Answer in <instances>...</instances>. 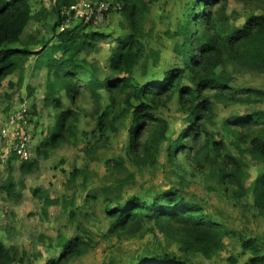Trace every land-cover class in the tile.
Here are the masks:
<instances>
[{
	"label": "trees",
	"instance_id": "trees-1",
	"mask_svg": "<svg viewBox=\"0 0 264 264\" xmlns=\"http://www.w3.org/2000/svg\"><path fill=\"white\" fill-rule=\"evenodd\" d=\"M79 1L53 0L52 12L56 21L52 26V35L58 43L50 46L51 41L42 38L38 42L41 47L37 49L18 46L22 44L29 23L33 19L40 20L47 11L42 9L41 13L33 15L30 0H0V84L20 70L21 61L26 62L31 57H35L34 67L37 70H47L44 105L52 107L56 115L50 133L36 147L37 158H48L54 151L75 140L77 113L73 109H65L58 95L62 92L73 102L77 94L76 84L83 83L95 99L99 98V91L109 93L111 106L97 119L101 137H108L105 133L108 128L117 131L114 124L131 115L126 153L137 167H154L162 144L169 138L168 122L154 111L177 98L180 109L188 117L185 118L186 127L178 137L167 142V164L181 169L178 157L187 155L192 170L204 169L207 180L216 181L217 186L209 189L223 193L238 204L252 196V209L264 218V107H258L264 106V89L233 87L239 74H264V15L253 14L243 27H230L225 15L228 0H195L189 3L182 22L173 32H168L175 40L173 52L179 60L178 64L150 80H147L151 76L149 71L143 67V77L147 78L140 82L136 70L146 56L145 43L153 32L145 26V0H117L122 5L120 12L126 16L130 33L117 39V45L107 60L111 73L105 74L104 78L99 77L94 63L79 58L84 50L94 49V43L102 35L95 32L84 34L83 26H74L56 34L64 22L61 12ZM58 54L61 55L56 57ZM19 77L22 79L21 75ZM184 80H188L190 85L184 84ZM10 87L15 86L10 83ZM28 90L22 102L34 96L35 90L30 85ZM213 99L246 108L244 113L232 114L224 121L217 132L220 140H216V133L209 131L207 124L214 121ZM36 109V104L30 105L29 121L34 122ZM113 116L112 125L108 126ZM227 138H232L236 152L229 151L224 144ZM189 140L191 142L188 143ZM248 159L262 166V172L250 185H247ZM16 160L17 157L10 158L7 167L13 166ZM37 164L36 160L23 161L19 170L30 174ZM109 164L118 173L122 171L121 174L129 175L123 159L111 160ZM80 174L83 172L79 169L70 172V182H75ZM123 185L124 180L118 181L120 190ZM2 189L10 200L14 191L12 182H7ZM115 191L119 189L116 187ZM93 196L96 198V195ZM44 199V206L61 201L47 196ZM64 204L66 209L74 206V198L69 203L64 200ZM106 216L112 221L110 235L130 239L141 237L144 226L153 224L168 242L175 244L186 256L201 255L212 259L224 248V239L234 237L201 206L186 201L175 188L161 190L149 201L132 196L124 203L109 205ZM69 217L72 222L77 221L72 210ZM57 247L62 248L60 256L49 259L45 264H71L93 249V240L82 235H60ZM242 247L245 254L250 255L243 264H264V254L254 240L244 241ZM25 257V251L0 242V264H25ZM138 264L190 263L164 253L142 256Z\"/></svg>",
	"mask_w": 264,
	"mask_h": 264
},
{
	"label": "rangeland",
	"instance_id": "rangeland-1",
	"mask_svg": "<svg viewBox=\"0 0 264 264\" xmlns=\"http://www.w3.org/2000/svg\"><path fill=\"white\" fill-rule=\"evenodd\" d=\"M194 1L145 0V26L153 32L152 37L145 43L146 56L136 70V77L140 82L147 78L143 77V67L149 71L151 76L147 80H150L178 64L179 60L173 52L175 40L171 39L168 32H173L182 22L184 10ZM31 4L34 14L42 9H45L47 14L40 20L33 19L22 37V44L18 47L32 46L40 49L38 42L42 38L51 41L50 46L56 45L58 40L52 35V26L56 21L52 12L53 0H31ZM225 6V15L230 27H243L247 18L253 14L264 15V0H228ZM74 25L82 26V22L77 20ZM91 32L103 37L94 43V49L84 50L79 58L94 63L98 68L99 77L104 78L105 74L111 73L107 60L117 45V39L129 34L130 27L126 16L119 11L112 12L96 26L83 28L84 34ZM34 64L35 57L26 62L21 61L20 70L0 84V119L22 103L21 99L27 97L30 85L35 90L34 96L25 98L24 103L26 109H29L31 104H36L37 107V115L34 122L30 121L29 130L34 133L33 146H38L53 128L56 111L44 105L47 70H37ZM10 83L15 87L11 88ZM184 84L190 85V82L184 80ZM84 86L83 83L76 84L77 94L73 102L62 92L58 95L62 98L65 109H73L72 111L77 113V131L73 143L64 145L48 158H37L36 149H33L31 161L36 160L38 164L30 174H23L19 170V162L10 167L0 165L1 243L25 251V264H45L49 259L59 257L62 250L57 247L60 235H82L93 240V249L71 264H138L142 256L164 253L178 257L179 260H187L190 264H243L250 258L242 247V243L247 240H254L264 254V218L252 209V196L238 204L223 193L209 189L217 186L216 181L207 180L204 169L192 170L187 155L181 154L178 157V163L182 164L181 169L167 164V142L178 137L186 127L185 118L188 117V114L180 109L177 98L167 106L162 105L158 110L155 109L154 112L169 124V138L161 146L157 164L154 167L139 168L131 163L129 154L126 153L132 116L129 115L114 124L117 131L108 128L105 131L108 137H101L97 119L104 111L109 110L110 96L106 91H99V98L95 99ZM233 87L264 89V74H239L234 79ZM213 104L214 121L207 124L209 131L216 133V140H220L221 136L217 135V132L224 121L232 114L244 113L246 108L219 100H214ZM113 118L114 116L108 121V126L112 125ZM232 143V138L224 139L229 151L236 152ZM120 158L125 161L129 175L121 174L122 171L118 173L115 167L109 164V161ZM246 164V172L249 174L247 185H250L262 172V166L250 159ZM74 169L81 170L83 174H80L75 182H70L69 173ZM121 180H124V185L120 190L118 181ZM7 182L14 185L10 200L2 189ZM116 187L119 191H115ZM169 188H175L186 201L201 206L214 221L224 225L234 234V237L224 239V248L214 258L182 254L153 224L144 226L141 237L130 239L109 234L112 221L106 216L107 206L124 203L132 196H140L149 201L154 194ZM93 195H96V198L98 195V198ZM46 196L51 200L61 201L44 206ZM73 198L75 205L66 209L64 200L69 203ZM71 210L76 213V222H72L69 217Z\"/></svg>",
	"mask_w": 264,
	"mask_h": 264
},
{
	"label": "built area",
	"instance_id": "built-area-1",
	"mask_svg": "<svg viewBox=\"0 0 264 264\" xmlns=\"http://www.w3.org/2000/svg\"><path fill=\"white\" fill-rule=\"evenodd\" d=\"M117 0H80L62 12L65 24L70 25L77 20L82 23H100L112 10H121ZM64 24V25H65ZM66 26V25H65ZM64 30V27L62 28ZM25 101L13 108L0 119V165H7L10 158L17 157L19 162L29 161L33 157L35 139L29 130V109Z\"/></svg>",
	"mask_w": 264,
	"mask_h": 264
},
{
	"label": "clouds",
	"instance_id": "clouds-1",
	"mask_svg": "<svg viewBox=\"0 0 264 264\" xmlns=\"http://www.w3.org/2000/svg\"><path fill=\"white\" fill-rule=\"evenodd\" d=\"M75 4H76V3H75ZM73 5H74V4H73ZM71 6H72V5H71ZM66 9H69V7H68V8H65L64 10H66ZM64 10H63V11H64ZM121 10H122V8H121ZM121 10H119V11H121ZM32 11H33V7H32ZM41 11H42V10H40L37 14L41 13ZM63 11H62V12H63ZM119 11H117V10H112V11L110 12V14H111L112 12H119ZM62 12H61V17H62ZM33 15H36V14L33 13ZM108 16H109V15H108ZM108 16H107V17H108ZM107 17H106V18H107ZM106 18H105V19H106ZM62 19H63L64 22L59 26V28H58L56 34H59V33H61V32H64V31H66L67 29L72 28V27H74V26H78V25H74L75 22H73V23L70 24V25H67V24H65V20H64L63 17H62ZM105 19H104V20H105ZM104 20H103V21H104ZM32 21H33V20H32ZM32 21H31V22H32ZM103 21H102V22H103ZM31 22H30V23H31ZM102 22H100V23H102ZM30 23H29V24H30ZM100 23H97V24H95V23H93V22H91V23H87V24L82 23V26H83V28H86L85 26H87V27H89V26H91V25L96 26V25H98V24H100ZM64 24H65L66 26H65ZM63 27H64V30H62ZM81 28H82V27H81ZM81 28H80V29H81ZM82 31H83V30H82ZM35 137H36V136H35ZM33 138H34V133H33ZM36 147H37V146H35L34 149H36ZM32 159H33V158H32ZM32 159H31V160H32ZM31 160H29V161H31ZM16 161L19 162L18 160H16ZM22 162H23V161H22ZM19 163H21V162H19ZM7 164H8V163H7ZM1 166L4 167V166H7V165H1Z\"/></svg>",
	"mask_w": 264,
	"mask_h": 264
},
{
	"label": "crops",
	"instance_id": "crops-1",
	"mask_svg": "<svg viewBox=\"0 0 264 264\" xmlns=\"http://www.w3.org/2000/svg\"><path fill=\"white\" fill-rule=\"evenodd\" d=\"M30 3H31V0H30ZM32 5V4H31ZM53 7H54V2H53V5H52V10H53ZM43 18V17H42ZM41 18V19H42ZM1 115V114H0ZM3 116H6V115H3ZM1 167V166H0Z\"/></svg>",
	"mask_w": 264,
	"mask_h": 264
}]
</instances>
